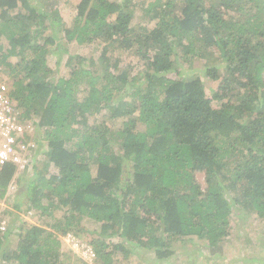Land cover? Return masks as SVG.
<instances>
[{
  "label": "trees",
  "instance_id": "trees-1",
  "mask_svg": "<svg viewBox=\"0 0 264 264\" xmlns=\"http://www.w3.org/2000/svg\"><path fill=\"white\" fill-rule=\"evenodd\" d=\"M43 1L0 0L4 92L48 142L28 203L13 204L18 219L3 233L0 221V258L60 264L58 235L73 233L102 264H139L136 250L164 259L186 239L219 249L235 205L264 222V0ZM51 25L68 42L97 43L98 55L70 54L68 76L54 77ZM130 52L142 61L135 74ZM198 60L210 91L198 75L175 77ZM17 168L1 171L0 200ZM86 219L100 223L90 241Z\"/></svg>",
  "mask_w": 264,
  "mask_h": 264
},
{
  "label": "rangeland",
  "instance_id": "rangeland-1",
  "mask_svg": "<svg viewBox=\"0 0 264 264\" xmlns=\"http://www.w3.org/2000/svg\"><path fill=\"white\" fill-rule=\"evenodd\" d=\"M65 0H62V3ZM79 0H71V5L74 6L78 3ZM139 1V0H137ZM61 5V3H60ZM35 8L43 9L39 0L34 3ZM73 17L76 15V9H74ZM50 31L52 34L57 35V43L61 45H55L52 47V52L48 54L47 61L49 66L53 69L54 77L68 76L69 66L67 65V60L70 54H84L85 56L98 55L96 48L97 43L84 44L80 45L73 42H68L64 34L57 32L54 29V26L51 25ZM63 38V39H62ZM2 43H6L5 39L1 40ZM65 48L67 50H65ZM131 54L126 53L124 57L125 64H132L133 67L131 70L133 74L137 73L139 68L142 66V61H138L137 55L133 52ZM16 61V58L12 59ZM201 61V62H200ZM194 61L193 63H180V68H178L179 74H175V77L181 78H191L196 77L197 75L202 78L206 83L208 90L210 91L209 86L215 85L216 82L212 81L205 73L207 64L204 65L202 60ZM143 68V66H142ZM177 72V71H176ZM10 79L8 74L4 76L3 72L0 76V88L4 91L6 86H8ZM101 119V117H100ZM35 123L38 121L36 119ZM34 123V121H33ZM34 123L35 131L33 135V141L35 142L34 154L36 156L46 157L47 151V139L44 137V134L40 131L37 132L36 124ZM37 134V135H36ZM36 136V138H35ZM37 139V140H36ZM35 157V156H34ZM31 157L30 166H26L25 170L22 169L20 172V177L14 189L8 191V195L0 200V221L1 226L5 225L6 230L9 223H14L13 220L18 219L16 214L17 211L14 209L13 204L20 202L23 198L21 194L24 193L26 179L29 178L37 169L43 168V161L40 160L39 163H36L35 158ZM34 159V162L32 161ZM45 159V158H44ZM43 159V160H44ZM33 162V163H32ZM49 173L53 172L55 169L51 166ZM203 176L199 175V179L203 182ZM19 194V196H17ZM24 205L28 203V197L23 199ZM234 215L231 218L232 228L229 237L221 243L219 249L211 250L205 241H198L193 239H186L184 241L175 242V253L171 256L164 259H157L154 253H151L146 250H136L140 252L142 257H139V264H264V222L255 218L252 215L244 217L243 212L241 211L238 205L233 206ZM33 211L23 212L21 211L20 216L23 220L28 222L37 223V224H48L52 221L50 216L40 217L38 214ZM60 211L56 212V216H61ZM20 218V219H21ZM91 231H97L96 233H85L83 234L87 240H91L94 237H98V232L100 233V223H97L93 220L86 219L84 222ZM17 226L19 222L17 220ZM6 230H2V233ZM62 240L61 252L63 253L60 258V264H85L78 260L75 254L68 251V247L63 241V235H58ZM109 239V238H108ZM106 239V240H108ZM114 241H121L119 237L112 238ZM113 241V242H114ZM16 243L15 235H12L9 239V251L11 252L14 249ZM117 256L120 257L118 254ZM98 258V257H97ZM134 258V257H133ZM100 259H96L93 264H102ZM137 262V263H138ZM0 264H15L13 261H5L0 258ZM90 264V263H89Z\"/></svg>",
  "mask_w": 264,
  "mask_h": 264
},
{
  "label": "built area",
  "instance_id": "built-area-1",
  "mask_svg": "<svg viewBox=\"0 0 264 264\" xmlns=\"http://www.w3.org/2000/svg\"><path fill=\"white\" fill-rule=\"evenodd\" d=\"M34 131L32 119L20 118L17 102L0 88V174L8 163L24 166L31 162L32 155L37 157L33 152ZM1 229L6 230V226L2 225ZM63 241L69 249L90 264L98 257L90 242L73 233L63 235Z\"/></svg>",
  "mask_w": 264,
  "mask_h": 264
},
{
  "label": "crops",
  "instance_id": "crops-1",
  "mask_svg": "<svg viewBox=\"0 0 264 264\" xmlns=\"http://www.w3.org/2000/svg\"><path fill=\"white\" fill-rule=\"evenodd\" d=\"M38 1V0H37ZM71 0H69V4L71 5V2H70ZM36 2V0H30V3H32V6L34 5V3ZM61 2V1H60ZM60 2L58 3V4H60ZM39 3L41 4V6H42V3H44V1L43 0H39ZM43 7V6H42ZM39 10H40V8H39ZM41 10H43V9H41ZM45 157H43V156H37L36 158H35V160H36V163H39L40 162V160L41 161H43V159H44ZM33 162H34V159H33ZM32 162V163H33ZM18 166V165H17ZM26 166H30L29 165V163L28 164H26V165H20V166H18V168H17V174H16V176H15V179L10 183V185H9V187H8V190H9V188L13 185V184H17V182H18V178L20 177V172L22 171V169L25 167L26 168ZM25 168L23 169V170H25ZM36 214V213H35Z\"/></svg>",
  "mask_w": 264,
  "mask_h": 264
},
{
  "label": "clouds",
  "instance_id": "clouds-1",
  "mask_svg": "<svg viewBox=\"0 0 264 264\" xmlns=\"http://www.w3.org/2000/svg\"><path fill=\"white\" fill-rule=\"evenodd\" d=\"M36 135H37V134H36ZM15 186H16V184H13V185L9 188V190H10V189H14ZM9 190H8V191H9Z\"/></svg>",
  "mask_w": 264,
  "mask_h": 264
}]
</instances>
